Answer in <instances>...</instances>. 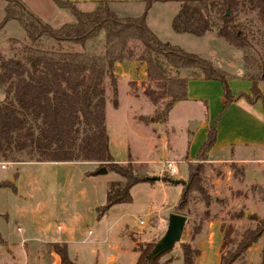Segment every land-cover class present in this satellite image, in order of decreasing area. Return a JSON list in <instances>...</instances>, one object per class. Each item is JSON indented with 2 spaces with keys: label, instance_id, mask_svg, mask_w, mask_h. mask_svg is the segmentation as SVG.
Here are the masks:
<instances>
[{
  "label": "trees",
  "instance_id": "16d2710c",
  "mask_svg": "<svg viewBox=\"0 0 264 264\" xmlns=\"http://www.w3.org/2000/svg\"><path fill=\"white\" fill-rule=\"evenodd\" d=\"M3 1L0 34L7 23L15 22L23 37L21 46L12 49L10 56L0 54V162H89L97 165L96 170L103 166L116 173L120 179L108 183L98 218L115 204L130 203L134 185L154 182L138 171L129 155L126 162L119 163L110 153L105 81L110 83L112 104L117 107V63H143L145 78L153 85L144 89L148 100L156 105L167 98L156 113V122L165 121L176 101L187 99L189 80L219 81L226 104L239 97L249 103L259 100L264 112V96L258 87L264 81V0H179L180 7L171 19V29L177 34L202 37L214 31L239 50L242 62L238 75L226 73L197 53L162 42L152 32L146 22L147 12L155 2L168 0H143L144 9L138 16L122 15L115 8L118 0H93L89 10L80 9L77 1L52 0L73 17L59 27L39 19L21 0ZM133 43L139 45L138 52ZM93 46L96 49H91ZM231 79L250 81L249 93L233 96L228 84ZM215 139L216 119L195 163L187 164L188 176L175 213L184 215L183 209L196 192L208 216L211 200L204 186L203 161ZM14 180L0 181V188L15 192ZM162 180L175 182L167 176ZM238 217L242 214H234L232 219ZM248 219L254 225L241 231L233 224L221 223L218 264H249L244 260L246 252L261 236L258 264H264V218L252 214ZM156 242H146L136 250L135 264H159L163 254L149 258ZM180 247L183 264H195L199 249L189 242ZM52 248L60 264H76L68 255L66 243H53Z\"/></svg>",
  "mask_w": 264,
  "mask_h": 264
},
{
  "label": "rangeland",
  "instance_id": "374dc122",
  "mask_svg": "<svg viewBox=\"0 0 264 264\" xmlns=\"http://www.w3.org/2000/svg\"><path fill=\"white\" fill-rule=\"evenodd\" d=\"M21 1L30 12L52 27H59L73 20L67 10L58 8L52 0ZM71 1H77V6L82 10H89L94 6L93 0ZM118 1L120 2L115 8L122 15L138 16L143 12V0ZM4 5L5 2L0 0V20L3 16ZM179 7V0L155 2L147 12L148 27L162 42L178 45L188 52L197 53L230 75L239 74L242 62L241 52L225 40L218 38L214 31L202 37H195L189 34H177L171 29V19ZM22 37L23 33L17 23H7L0 34V54L10 56L12 49L21 46ZM131 46L136 52L140 50L137 43ZM91 49H96V47L93 46ZM119 69H124V66ZM130 69L132 80L123 81L120 84V79L117 77V107L112 104L110 83L108 80L105 81L106 130L111 138L114 154L112 156L119 163V160L125 159L127 151L132 158L146 159L150 151L148 139L158 141L157 139L164 135L170 139L169 132L172 126L175 131H179L182 120V116L180 118L178 116L181 109L178 113L176 109L173 113L176 114L174 125L156 122L154 119L156 113L163 107L167 98L153 105L144 93L145 87L153 85L140 74L141 68L138 63L129 67ZM138 123L144 126L140 127ZM169 143L171 145V141ZM203 162L205 165L204 186L211 200L208 216L204 214L206 207L203 202L200 201L198 194L193 192L189 205L183 209L186 222L181 238L159 257V264H163L168 257L173 258L171 264H183L180 259L177 260L181 257L180 244L184 242L193 244L190 238L205 218L217 216L224 220L223 223L233 224L237 231L254 225L248 219L252 214L264 218V211L256 214L253 210L255 208L252 209L248 203L240 201L241 205H239L238 202L231 201L240 199V197L250 199L252 195L260 201L264 199V194L258 185V188L255 185H250V187L249 184L246 187L233 188L229 177L241 180L240 167L233 166V164L226 167L213 166L206 161ZM0 164L5 166V169L0 168V178L9 177L10 180L14 175L16 176L15 192L10 188L0 190V232L8 238L18 237L22 233L24 235L31 233V236H40L43 239L54 237L57 234L71 233L70 251L71 255L76 257L77 264H135L136 250L149 240L157 241L166 230L165 226V229H155L154 233L150 234L151 229L155 227L158 215L157 213L151 214L150 217L148 215L149 206L153 202L151 198L154 195L145 182L138 183L131 188L132 201L130 203L115 204L98 218L99 208L105 202L108 182L120 179L116 173L109 171L103 175L88 176L86 172L91 169L90 173H92L97 165L87 162H0ZM136 167L140 173L149 177L154 176L148 173L144 165H136ZM166 168L170 173L167 165ZM168 172L163 171L159 176L160 179L163 176L172 178L176 174L174 172L168 175ZM6 180L7 178L1 181ZM215 198H218L217 205H214ZM170 204L171 206L165 204L162 207L165 214L174 208L169 202L168 205ZM259 205L256 209L264 207L262 203ZM152 208L156 209L155 205ZM232 213H240L242 217L232 219ZM147 221L150 224L149 228ZM17 227L21 231H16ZM249 259L245 255V262L258 264L254 255H249ZM16 264H23L21 255H18Z\"/></svg>",
  "mask_w": 264,
  "mask_h": 264
},
{
  "label": "crops",
  "instance_id": "0c3cea01",
  "mask_svg": "<svg viewBox=\"0 0 264 264\" xmlns=\"http://www.w3.org/2000/svg\"><path fill=\"white\" fill-rule=\"evenodd\" d=\"M135 63H138V66L141 68L140 74L145 78L143 63L138 61L117 63L114 73L120 79V84L123 81L132 80V70H129V67ZM123 66L124 69H119V67L122 68ZM228 84L233 96L240 93L248 94L251 86L250 81L242 79H231ZM258 87L264 96V81H260ZM225 104L226 98L222 83L214 80H189L187 82V99L176 101L167 114L165 121H163L171 126L174 125L176 114L173 113L176 109L177 113L181 109L178 115L179 118L182 116L179 131H175L174 126H172L169 132L171 134L170 139L167 138V135L161 136L162 138L157 139L158 141L149 138L150 151L147 153L146 159L132 158L129 151H127L125 159L119 160L120 163L126 162L129 155L135 166L144 165L149 174L160 176L163 171L168 172L165 164L171 162V160H175L172 162L175 163L176 174L171 179L174 181L186 180L188 176L187 164L196 160L199 147L205 140L212 122L216 119L215 143L208 151L205 161L213 166L226 167L229 164H233V166L240 167L242 172L241 180L229 177L233 188L246 187L247 184H249L248 186L258 185L264 194V112L262 104L259 100L249 103L244 97H239ZM138 125L140 127L144 126L142 123H138ZM109 149L110 153L114 155L110 137ZM89 164L96 165L95 163ZM89 175L95 176L98 174L92 173ZM14 177L16 176L14 175ZM6 178L9 180V177ZM6 178H0V181ZM145 183L154 195L151 198L153 202L149 206L148 215L149 217L151 214L154 215V213L158 215L155 227L151 229V234L154 233L155 229L161 230L167 226L166 220L168 214L174 212L183 185L175 182L167 183L162 179ZM3 189L6 188H0V190ZM253 197L255 196L252 195L250 199L240 197L241 200L232 199L231 201H236L239 205H241L240 201L246 202L252 209L255 208L253 210L256 211V214H260L264 211V207H262V210L261 208L256 209V206H260L259 203L264 205V199L260 201L259 198ZM169 202L172 203L174 208L168 214H165L162 207L165 204L166 206H171V204L168 205ZM214 202V205H217L218 198H215ZM153 205H155L156 209L152 208ZM232 214L234 215L235 213ZM5 217H7V214H5ZM222 222L224 220L214 215L205 218L198 232L190 238L192 243L199 249V256L195 264H218L222 242ZM147 227H150L148 221ZM16 231L21 230L17 227ZM70 234H57L54 237H44L43 239L40 236L33 237L31 233H26L25 235L22 233L18 237L8 238L7 235H3L0 232L4 242V244L0 245V264H16L18 255L22 256L23 264H60L59 257L53 251L51 244L62 242L67 244L68 255L77 264L76 257L71 255L70 251L69 244L72 242ZM262 244L263 236L248 248L246 258L249 259V255H254L258 263ZM178 259L182 261V256L178 257ZM172 261L173 258L168 257L163 264H171Z\"/></svg>",
  "mask_w": 264,
  "mask_h": 264
},
{
  "label": "water",
  "instance_id": "95a60500",
  "mask_svg": "<svg viewBox=\"0 0 264 264\" xmlns=\"http://www.w3.org/2000/svg\"><path fill=\"white\" fill-rule=\"evenodd\" d=\"M95 174L102 175L107 173V169L105 167L98 168ZM150 181L159 180V176H151L147 178ZM184 184V181L176 180L175 183ZM186 222V217L184 215L172 212L167 217V226L164 234L157 240L153 249L149 253V258L155 259L158 256L164 254L169 249H171L176 242H178L181 238L182 231Z\"/></svg>",
  "mask_w": 264,
  "mask_h": 264
},
{
  "label": "built area",
  "instance_id": "2783aa9c",
  "mask_svg": "<svg viewBox=\"0 0 264 264\" xmlns=\"http://www.w3.org/2000/svg\"><path fill=\"white\" fill-rule=\"evenodd\" d=\"M166 165H167V167L170 170V174L174 173L176 171L174 162H172V161L171 162H167ZM0 168H5L4 164H0ZM140 223H142V221Z\"/></svg>",
  "mask_w": 264,
  "mask_h": 264
}]
</instances>
